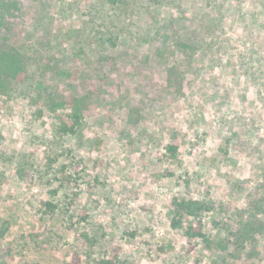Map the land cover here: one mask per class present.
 Instances as JSON below:
<instances>
[{
    "label": "rangeland",
    "instance_id": "obj_1",
    "mask_svg": "<svg viewBox=\"0 0 264 264\" xmlns=\"http://www.w3.org/2000/svg\"><path fill=\"white\" fill-rule=\"evenodd\" d=\"M0 51V264H264V0H0Z\"/></svg>",
    "mask_w": 264,
    "mask_h": 264
},
{
    "label": "trees",
    "instance_id": "obj_2",
    "mask_svg": "<svg viewBox=\"0 0 264 264\" xmlns=\"http://www.w3.org/2000/svg\"><path fill=\"white\" fill-rule=\"evenodd\" d=\"M24 73V63L22 58L11 51H0V88L3 89L5 84L10 82L20 81ZM67 108L65 115L66 121L61 120L57 131L61 135H75L81 126L83 111L82 99H71L68 103L63 102L56 105L49 106V110L55 111L58 108ZM172 153L175 148L169 147ZM47 208L54 210V206L46 203ZM172 217L170 219V227L173 230H183V221L187 218H197L202 213H207L211 210L210 203L201 200L193 199H173L171 203ZM7 231L3 228L0 235ZM184 234L189 239L200 238L204 240V234L201 230L195 229L193 226H188ZM88 240V238H86ZM98 264H113L109 260H102Z\"/></svg>",
    "mask_w": 264,
    "mask_h": 264
}]
</instances>
